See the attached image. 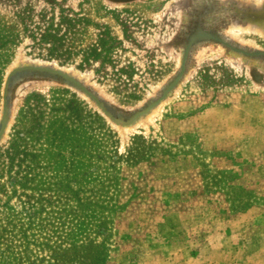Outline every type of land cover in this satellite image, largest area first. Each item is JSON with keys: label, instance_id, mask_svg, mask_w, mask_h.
Returning a JSON list of instances; mask_svg holds the SVG:
<instances>
[{"label": "rangeland", "instance_id": "rangeland-1", "mask_svg": "<svg viewBox=\"0 0 264 264\" xmlns=\"http://www.w3.org/2000/svg\"><path fill=\"white\" fill-rule=\"evenodd\" d=\"M196 1L0 0V120L20 64L68 72L121 112L143 107L179 72ZM220 2L233 6L227 40L264 51V0ZM199 48L128 128L75 88L15 86L0 264H264V67Z\"/></svg>", "mask_w": 264, "mask_h": 264}, {"label": "water", "instance_id": "water-1", "mask_svg": "<svg viewBox=\"0 0 264 264\" xmlns=\"http://www.w3.org/2000/svg\"><path fill=\"white\" fill-rule=\"evenodd\" d=\"M198 29V28H197ZM205 42H213L217 44H223L225 48L241 53L245 56H263L264 51H248L239 48L226 41L223 37L215 32L204 33L201 36L192 38L186 48L185 55L183 57L182 69L177 76L166 86L160 97L146 103L143 107L135 110L130 115H124L119 111H114L101 97L89 86L85 85L77 77L65 72L61 69H57L51 66L35 65V64H24L23 66L16 67L8 76L5 90H4V101H3V112L0 121V143L7 131L10 119H11V98L12 92L15 86L25 80H52L66 86L75 88L82 94L87 96L93 103H95L99 109H101L107 117H109L115 124L128 128L135 126L142 118L148 116L155 108H157L163 101L179 87L182 80L185 78L188 69L187 61L191 50L195 49L199 44ZM125 113V112H124Z\"/></svg>", "mask_w": 264, "mask_h": 264}, {"label": "bare ground", "instance_id": "bare-ground-1", "mask_svg": "<svg viewBox=\"0 0 264 264\" xmlns=\"http://www.w3.org/2000/svg\"><path fill=\"white\" fill-rule=\"evenodd\" d=\"M198 1V5H196L194 7V10L190 11V13L184 15L183 19H182V25H181V31L183 33V46L182 48L180 49L181 52V58L182 56L184 57L185 55V52H186V48H187V45L189 43V41L194 38L195 36L198 37V36H201L202 34H204L205 32L207 33H212V32H215L217 33L218 35H220L221 37H223L226 41L227 40V37L225 36L224 34V27H223V24L224 23H227V19H226V14L227 12H229L230 10H232L231 5H228L227 6H224L221 4L220 0H197ZM196 1V2H197ZM261 2V1H260ZM263 2V1H262ZM197 4V3H196ZM245 4V3H244ZM258 4V3H257ZM260 4V3H259ZM258 4V5H259ZM262 4V3H261ZM195 5V4H194ZM257 5V6H258ZM231 8V9H230ZM186 16V17H185ZM243 18V17H242ZM230 22V21H229ZM243 25V24H242ZM240 26V25H239ZM249 25H247L248 27ZM245 27V26H244ZM198 28V29H197ZM239 28V27H238ZM231 30V36L235 37L237 36L236 35V32L239 33L236 28H230ZM240 29V28H239ZM249 29V28H247ZM253 29V28H252ZM251 30V29H250ZM259 30V29H258ZM255 31V30H254ZM264 31V30H263ZM242 32V31H241ZM256 32H258L256 30ZM235 33V34H234ZM228 42H231L232 44H234L235 46L239 47V48H242L244 50H248V51H263V50H260V49H250L248 47H245L239 43H236L235 41H228ZM182 44V43H180ZM208 44H211V42H205V43H201V45L199 44L195 49H200L199 47L200 46H206ZM244 44V43H242ZM247 44V43H246ZM180 46V45H179ZM222 46V50L224 51H227L228 53V57L230 58H233V59H242L243 61H245L247 64H258L260 66H263L264 67V57L263 56H245L241 53H237V52H234L232 50H230L229 48H225V46H223V44H221ZM250 46V45H249ZM195 49L191 50V53L189 55V58H188V61H187V69H189V66H190V61H191V58L193 57V55L195 54ZM182 63H183V59H182ZM183 65V64H182ZM182 65H181V68L179 70V72L181 71L182 69ZM20 66H23L20 64ZM19 67V66H18ZM262 67V68H263ZM260 68V67H259ZM179 72L177 74H179ZM177 74L172 78V80L177 76ZM170 80L169 83L172 81ZM7 81V80H6ZM45 83V82H44ZM168 83V84H169ZM167 84V85H168ZM6 85V83H5ZM166 85V86H167ZM166 86L163 88V90L166 88ZM5 90V88H4ZM163 90L154 98L150 99L151 101L152 100H155L156 98L160 97ZM100 97V96H99ZM3 101H4V94H3ZM150 102V101H149ZM164 102V101H163ZM107 103V102H106ZM148 103V102H147ZM108 104V103H107ZM109 105V104H108ZM161 105V104H160ZM159 105V106H160ZM110 106V105H109ZM143 106V105H142ZM158 106V107H159ZM111 107V106H110ZM114 111H119L118 109H115L113 107H111ZM156 109V108H155ZM154 109V110H155ZM137 110V109H136ZM153 110V111H154ZM135 111V110H134ZM133 111V112H134ZM152 111V112H153ZM120 113L124 114V115H130L132 114L133 112H128V113H124V112H121L119 111ZM151 112V113H152ZM150 113V114H151ZM105 114V113H104ZM2 118V117H1ZM1 121V120H0Z\"/></svg>", "mask_w": 264, "mask_h": 264}]
</instances>
